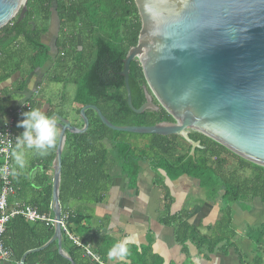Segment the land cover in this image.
Wrapping results in <instances>:
<instances>
[{
    "label": "trees",
    "instance_id": "obj_1",
    "mask_svg": "<svg viewBox=\"0 0 264 264\" xmlns=\"http://www.w3.org/2000/svg\"><path fill=\"white\" fill-rule=\"evenodd\" d=\"M54 14L60 20L59 54L47 81L72 84L76 90L74 95L67 89L64 94H53L48 100V115L59 113L75 126L82 127L81 110L93 105L118 126H153L174 121L164 108L137 114L128 104L125 78L121 73L129 51L138 44L141 31L135 0H28V11L24 18L21 19L19 14L0 30V64L15 61L14 69L7 74L5 72V80L21 71L24 76L21 81L23 89L34 71L52 64L51 47L44 42L43 36ZM146 85L142 65L135 59L131 63L130 86L136 108L146 102ZM45 88L46 85L41 89L43 97L49 95ZM27 103L35 108V101ZM86 113L90 120L89 130L83 134L67 133L60 187L64 213L69 212L66 204L69 198L91 204L103 202L117 169L130 178L132 185L136 184L141 163H148L155 173L154 184L164 192L162 219L164 223L176 227L178 242L185 245L191 240L200 248L207 246L210 252H214L220 243L234 240L237 235L232 227V205L250 203L255 198L264 201V167L243 159L202 133L191 132V138L201 141L203 146L197 148L193 156L191 145L180 136L116 131L102 122L96 109L89 108ZM58 142L59 139L55 148L51 149V159L45 165L47 171L56 157ZM247 170H251L249 176L244 175ZM184 175L198 179L212 198L219 196L223 190L225 192L223 217L216 224L212 236L201 235L196 227L189 224L187 213L172 214L174 197L166 180H176ZM52 193L53 186L50 185L41 195V200L33 204L41 213H51ZM81 218V215H69L68 229L72 222H79L76 219ZM17 222L31 231L37 226L31 227L23 217H16L7 226V234L12 230L11 224ZM41 228L45 229L46 238H50L52 231H48L49 227L43 224ZM255 240L258 259L261 260L264 230ZM23 242L25 240L15 239L13 234L10 241L5 240L6 247L13 253L12 257H23L28 251L44 245L41 241L20 248ZM65 245L71 259L59 251L48 254L50 248L30 253L28 257L41 255L42 262L47 264H99L82 259L83 250L72 244L68 237ZM150 249L144 247L141 252L135 249L138 259L133 258L132 264L159 263L160 259L155 256L154 259L148 257Z\"/></svg>",
    "mask_w": 264,
    "mask_h": 264
},
{
    "label": "water",
    "instance_id": "obj_2",
    "mask_svg": "<svg viewBox=\"0 0 264 264\" xmlns=\"http://www.w3.org/2000/svg\"><path fill=\"white\" fill-rule=\"evenodd\" d=\"M135 4L141 19L139 41L129 51L121 73L128 104L137 114L164 108L174 121L118 126L93 105L81 110L83 127L75 126L59 113L52 115L60 132L54 161L56 223L51 242L58 241L68 259L61 224L63 152L67 133L89 130V108L96 109L110 129L177 135L191 145L193 156L197 148H203L201 141L191 138L195 131L264 167V0H135ZM27 11L28 0H0V30L19 14L23 19ZM51 55L54 58L52 50ZM135 59L141 63L147 81L146 102L140 108L133 104L130 86L131 63ZM25 260L26 256L21 264Z\"/></svg>",
    "mask_w": 264,
    "mask_h": 264
},
{
    "label": "crops",
    "instance_id": "obj_3",
    "mask_svg": "<svg viewBox=\"0 0 264 264\" xmlns=\"http://www.w3.org/2000/svg\"><path fill=\"white\" fill-rule=\"evenodd\" d=\"M60 31L59 17L54 14L49 21L48 31L43 36L44 42L51 47L53 55L56 51L57 40L60 38ZM55 59L56 56L54 55L50 67L34 71L27 78L26 86L23 89H21V81L24 76L21 71L13 73L6 80L3 78L5 72L7 74L8 71L14 69L15 61L10 60L0 64V126L6 122L3 118L8 119L10 109L17 108L32 100L36 102L35 108H40L48 114L50 104L47 98H52V95L43 97L40 90L44 88L47 78L50 77ZM16 132L19 135L23 129L16 126ZM51 156V150L45 157H39L34 152L29 151L26 155V168L22 170L16 167L13 161V177L17 190L15 195L10 198V207H14L17 203L34 206V203L41 200V195L45 193L47 188L50 185L53 186L55 159L50 170H45V165ZM154 178L155 173L150 165L141 163V170L134 185L128 176L117 169L111 189L101 203L91 204L80 199L69 198L66 200L69 212H63L62 215L73 214L75 217L77 215L82 217L76 219L79 222H72L71 231L68 229L69 232L108 264H132L133 258L138 259L135 249L141 252L144 247H151L148 254L149 258L154 259L153 256H155L160 259V262L156 264H264V252L262 259L259 260L255 240L264 230V201L261 198H255L250 203L238 202L232 205V227L237 235L234 240L224 241L219 244L214 252H210L207 246L200 248L191 240L185 245L178 242L176 227L164 223L162 219L165 204L164 192L154 184ZM166 183L174 197L172 214L187 213L186 220L189 224L196 227L201 235L212 236L216 224L223 217L224 190L220 192L219 196L212 198L202 188L198 179L188 175L176 180L167 178ZM49 216L55 219L53 193ZM24 220L31 227L37 225L34 231H31L21 222L13 223L10 226L12 230L9 231V234L6 231L4 243L5 240L10 241L12 239V234L15 235V239L25 240L20 248L27 244L43 241V249L39 251L38 249L42 247L32 249L23 255V257L26 256L25 264H47L42 262L41 255L28 257L30 253L40 252L46 248H50L48 254L59 251L65 256L60 251L58 241L51 242L55 235V225H47L41 221L29 222ZM43 224L49 227L48 231H52L50 238H46L45 229L41 228ZM66 237L72 244L76 243L63 230V250L71 258L65 245ZM121 240L128 242V248L131 250H129L128 257L124 261L110 259L108 256L109 249ZM77 246L83 250L82 259L93 260L86 255L83 247ZM9 250L11 251V249ZM11 254H13L12 251ZM12 256L9 260H0V264H21L23 257Z\"/></svg>",
    "mask_w": 264,
    "mask_h": 264
},
{
    "label": "built area",
    "instance_id": "obj_4",
    "mask_svg": "<svg viewBox=\"0 0 264 264\" xmlns=\"http://www.w3.org/2000/svg\"><path fill=\"white\" fill-rule=\"evenodd\" d=\"M67 2L68 0H63ZM32 107L28 103H23L17 108L9 110V117L7 121L0 126V133L8 134L11 137L0 138V141L12 139L17 136L16 123L18 118L22 117L25 110H30ZM7 123V124H6ZM7 149V150H6ZM16 185L13 177V159L11 158V149L7 148L6 143L0 142V260L11 259V251L6 248L4 243L5 234L8 224L16 217H23L29 222H44L47 225H55L56 220L51 216L41 213L37 207L17 203L14 207H10V198L16 193ZM69 215H62L61 224L66 234L76 243L83 247L86 255L90 256L99 264H108L100 259L89 247L83 245L81 241L72 235L67 227Z\"/></svg>",
    "mask_w": 264,
    "mask_h": 264
},
{
    "label": "clouds",
    "instance_id": "obj_5",
    "mask_svg": "<svg viewBox=\"0 0 264 264\" xmlns=\"http://www.w3.org/2000/svg\"><path fill=\"white\" fill-rule=\"evenodd\" d=\"M21 115L23 118L16 126L22 128L23 132L14 137V142L12 139H6L0 142L6 143L7 148L11 149V158L14 161V165L22 170L27 165L26 155L28 151L34 152L39 157H45L49 154V150L55 148L60 129L57 124V119L54 116L48 115L40 108H32L23 112ZM3 119L7 121V118ZM4 137L11 136L0 133V138ZM128 255L129 248L127 240H121L115 243L108 251L110 259L124 261Z\"/></svg>",
    "mask_w": 264,
    "mask_h": 264
},
{
    "label": "rangeland",
    "instance_id": "obj_6",
    "mask_svg": "<svg viewBox=\"0 0 264 264\" xmlns=\"http://www.w3.org/2000/svg\"><path fill=\"white\" fill-rule=\"evenodd\" d=\"M47 67H50V66H47ZM46 84V88L44 89L45 92L51 94L53 96V94H64L67 89V92H70V94L74 95L75 94V90H76V87L72 84H68V85H65V84H61V83H55V82H45ZM41 92V90H40ZM48 100H50V98L48 97L47 98ZM53 100V99H52ZM29 152V151H28ZM251 174V170H247V171H244V175L246 176H249Z\"/></svg>",
    "mask_w": 264,
    "mask_h": 264
},
{
    "label": "flooded vegetation",
    "instance_id": "obj_7",
    "mask_svg": "<svg viewBox=\"0 0 264 264\" xmlns=\"http://www.w3.org/2000/svg\"><path fill=\"white\" fill-rule=\"evenodd\" d=\"M59 36H60V33H59ZM57 42H58V40H57ZM58 54H59V50H58L57 43H56V51L54 53V55L56 56V58H57Z\"/></svg>",
    "mask_w": 264,
    "mask_h": 264
}]
</instances>
